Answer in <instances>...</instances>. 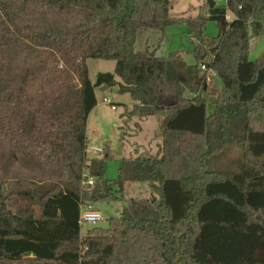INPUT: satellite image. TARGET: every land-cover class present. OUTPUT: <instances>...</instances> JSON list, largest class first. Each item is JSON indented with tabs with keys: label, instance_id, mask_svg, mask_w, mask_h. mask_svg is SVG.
Instances as JSON below:
<instances>
[{
	"label": "trees",
	"instance_id": "obj_1",
	"mask_svg": "<svg viewBox=\"0 0 264 264\" xmlns=\"http://www.w3.org/2000/svg\"><path fill=\"white\" fill-rule=\"evenodd\" d=\"M206 7L175 19L170 0H0V199L9 183L40 210L1 204L0 264H264V62L249 60L264 0H229L231 23L224 8ZM184 21L197 67L137 51L139 33ZM209 21L216 38L205 34ZM88 60L115 62L114 74L93 84ZM104 87L131 97L127 115L157 117L163 129L161 157L123 160L114 181L110 154L87 156ZM230 146L243 151L242 171H210ZM127 183L148 184L153 198L129 200L81 239L82 207L118 204Z\"/></svg>",
	"mask_w": 264,
	"mask_h": 264
},
{
	"label": "rangeland",
	"instance_id": "obj_2",
	"mask_svg": "<svg viewBox=\"0 0 264 264\" xmlns=\"http://www.w3.org/2000/svg\"><path fill=\"white\" fill-rule=\"evenodd\" d=\"M214 1L216 2V0ZM170 2L172 6L171 16L175 19L196 18L201 14L205 16L208 13L206 0H170ZM205 34L210 38H216L219 35L217 23L209 21L205 27ZM196 42L184 21L169 27L164 34L159 31L139 33L136 49L139 53L154 54L161 59L168 60L179 57L188 67L195 68L197 67V60L193 51ZM210 59L208 57L206 62H209ZM249 60L264 62V33L250 41ZM115 66V62L112 61L88 60L89 79L94 84L98 75L114 74ZM199 69L201 70L200 66ZM200 73L204 74L205 72L201 70ZM210 79L208 84L211 93L221 94L224 88L223 83L214 77ZM116 81L120 82V79L116 77ZM96 96L98 105L88 119L87 141L89 146L100 148L103 153L96 156L89 151L87 156L89 160H92L104 158L107 154L111 155V158L106 161L105 178L108 181H114L118 178V169L123 160L137 156L144 158L161 157L163 144L161 119L152 117L141 120L127 115L133 109V101L129 95L120 94L118 87L110 90L97 89ZM186 96L191 97V94L187 92ZM207 101L208 114L211 115L215 111L217 98L210 96ZM243 163L241 147L230 146L210 161L209 170L220 173H240ZM95 184L96 180H94V186ZM19 190L7 183L4 187L3 198L0 199V206L4 203L13 214L29 207L31 210H35L39 216V208L31 200L24 199L19 195ZM124 190V198L118 204L104 202L94 205L100 212L103 221L95 226L91 224L83 226L81 239L95 227L108 228L109 221L121 216L129 200H151L153 198V194L146 183H127Z\"/></svg>",
	"mask_w": 264,
	"mask_h": 264
},
{
	"label": "built area",
	"instance_id": "obj_3",
	"mask_svg": "<svg viewBox=\"0 0 264 264\" xmlns=\"http://www.w3.org/2000/svg\"><path fill=\"white\" fill-rule=\"evenodd\" d=\"M218 3H220V5H218ZM215 4H216V6L222 7L226 10V13H225L226 22L231 23V22H234L238 19V17L234 13V11H232L231 8L229 7V0H216ZM201 70L204 72H210L209 69L205 65L201 66ZM89 151L96 156L103 153L102 149L97 148L95 146H89V144H88L87 153ZM84 184L89 186V187H92V186H94V179L89 178ZM101 221H103V218H102L100 212L95 208L94 205H84L82 207L81 216H80L81 228L83 226H86L89 224L95 226Z\"/></svg>",
	"mask_w": 264,
	"mask_h": 264
},
{
	"label": "water",
	"instance_id": "obj_4",
	"mask_svg": "<svg viewBox=\"0 0 264 264\" xmlns=\"http://www.w3.org/2000/svg\"><path fill=\"white\" fill-rule=\"evenodd\" d=\"M243 1V0H241ZM207 4L209 5V7L211 9L215 8L216 7V4H215V1L214 0H206ZM103 90H107V87H104Z\"/></svg>",
	"mask_w": 264,
	"mask_h": 264
},
{
	"label": "crops",
	"instance_id": "obj_5",
	"mask_svg": "<svg viewBox=\"0 0 264 264\" xmlns=\"http://www.w3.org/2000/svg\"><path fill=\"white\" fill-rule=\"evenodd\" d=\"M134 105H135V104L133 103V107H134Z\"/></svg>",
	"mask_w": 264,
	"mask_h": 264
}]
</instances>
